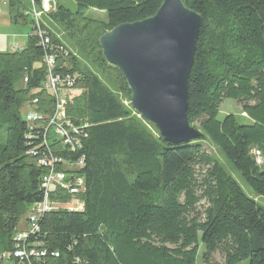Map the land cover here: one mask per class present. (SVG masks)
Here are the masks:
<instances>
[{"label":"trees","instance_id":"1","mask_svg":"<svg viewBox=\"0 0 264 264\" xmlns=\"http://www.w3.org/2000/svg\"><path fill=\"white\" fill-rule=\"evenodd\" d=\"M72 1L74 10L57 4L48 19L71 40H84L79 51L103 80L46 28L50 46L43 49L25 5L7 0L10 22L30 32L22 51L0 52V264L21 218L42 201L46 170L38 161L47 152L69 163L83 159L75 172L84 179L83 211H51L36 221L27 242L45 253L41 264H197L201 246L202 264L215 254L222 264H264V206L204 150L210 143L264 199V0H182L202 20L187 80V119L202 135L180 144L153 135L121 103L116 93L130 101V91L98 45L114 27L153 17L165 0ZM88 10L105 20L88 18ZM46 54L54 57V72L74 78L80 91L65 107L66 120L82 131L73 153L54 142L44 146V130L22 114L32 98L41 125L53 112L54 99L42 88ZM226 99L241 115L219 120Z\"/></svg>","mask_w":264,"mask_h":264},{"label":"water","instance_id":"2","mask_svg":"<svg viewBox=\"0 0 264 264\" xmlns=\"http://www.w3.org/2000/svg\"><path fill=\"white\" fill-rule=\"evenodd\" d=\"M201 17L182 0H165L149 19L123 24L98 39L102 57L130 91V108L172 144L201 137L187 119V80Z\"/></svg>","mask_w":264,"mask_h":264},{"label":"built area","instance_id":"3","mask_svg":"<svg viewBox=\"0 0 264 264\" xmlns=\"http://www.w3.org/2000/svg\"><path fill=\"white\" fill-rule=\"evenodd\" d=\"M1 1V0H0ZM25 5L23 14L33 23V34L43 49H48L50 40L48 33L44 29L41 17L47 16L56 10L57 0H20ZM1 14V10H0ZM23 48L13 47L12 51L20 52ZM45 67V80L42 88L54 99V108L51 116L41 125V115L38 113V100L32 98L25 103L22 108L24 121L29 126H38L44 130L43 145L47 146L52 142L58 144L60 148L67 149L71 153L79 150V136L82 131L74 127L65 118V107L67 102L79 93H72L74 87V78L63 76L54 72L55 60L50 54L43 58ZM27 82L24 78L23 83ZM52 133V134H51ZM34 155V154H32ZM257 163L260 162L259 155L254 152ZM38 165L46 170L40 182L42 190V201L33 204L26 212V226L22 230L17 229L13 236V248L10 253V261L16 264H41L45 253L37 249L34 243H28V238L37 231L36 221L46 213L57 210L83 211V205L79 196L84 190V179L76 175V171L83 166V159L80 158L74 162H64L57 156L48 152L43 155ZM66 194L71 203L54 205L51 198L55 196V190ZM55 257L57 254L54 255ZM12 264V263H8Z\"/></svg>","mask_w":264,"mask_h":264},{"label":"rangeland","instance_id":"4","mask_svg":"<svg viewBox=\"0 0 264 264\" xmlns=\"http://www.w3.org/2000/svg\"><path fill=\"white\" fill-rule=\"evenodd\" d=\"M56 3L59 5H63L70 10L75 9V4L72 0H57ZM0 10H1V14H0V52H12L13 47L23 48L26 44V39L30 32V27H28V25H21V24L14 25L10 22L9 15H8L7 0L0 1ZM86 15L88 16V18L95 20V21L105 20V16L102 12L88 10L86 12ZM28 21L30 20L28 19ZM41 21L44 27L47 30H49L57 39H59L61 43L77 57V59L79 60L82 66H86L87 68L95 72L101 78V80H103L100 73L96 71L97 69L91 64L87 63V61L84 59V57L79 51L80 46L77 45V42L79 44H82L84 43L83 42L84 40L79 39V41L77 42L71 40L68 33L62 27H60L59 25L53 24L52 22L49 21L48 16L41 17ZM104 83L106 85H109L105 81ZM71 92L76 94V93H79L80 91L77 89H72ZM116 94L119 96L121 103L125 107H130V101H128L125 98H122L118 92ZM228 114L240 116L241 109H240V106H238L235 103V101L226 99L222 102L219 108L218 119L222 120ZM134 116L140 119L139 116L137 115H134ZM143 124H144V127L148 131H150L153 135H156L157 130L155 129L154 126L149 125L145 122H143ZM194 126H197V124H195ZM4 141H5V134L3 131L0 130V143H4ZM204 150L209 155L214 157L221 164L225 172L239 185V187L242 189V191L244 192L246 196L252 199L255 198V201L259 205L264 206V199L255 197V195L250 190V188L245 184L241 176L232 168V166L217 152V150L210 143L207 142L204 144ZM56 191L57 189L55 190V192ZM59 196H67V195L66 194L62 195L61 191L59 192L57 191V193H55V196L51 198V202H53L54 205L58 206L59 203L60 204L61 203L62 204L71 203L70 198L68 196H67L68 199L66 200V202L64 201L62 202L63 199L61 200ZM205 207H206V203L204 201H201L197 206V211L201 212L203 211ZM25 227L27 226H26V218L24 215L19 222V230H22ZM202 252H203V247L201 246L199 254L197 256V264H202L201 262ZM9 257H10L9 253H6L3 256L2 264H8V263L14 264L13 261H10ZM222 263H223V259L221 255L215 254L210 264H222ZM240 264H248V261H243Z\"/></svg>","mask_w":264,"mask_h":264}]
</instances>
